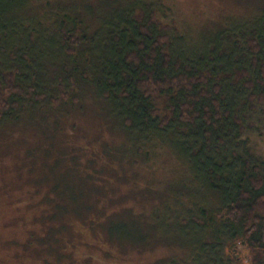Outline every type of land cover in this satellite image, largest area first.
Segmentation results:
<instances>
[{
  "label": "trees",
  "instance_id": "16d2710c",
  "mask_svg": "<svg viewBox=\"0 0 264 264\" xmlns=\"http://www.w3.org/2000/svg\"><path fill=\"white\" fill-rule=\"evenodd\" d=\"M142 1L119 2L115 6L120 9L107 16L96 9L92 25L83 17L94 12L89 9L82 15L60 7L50 11L52 1L0 0V58L7 48L10 60L0 62V120L43 101L76 106L81 96L75 95L74 74H81L83 82L93 85V97L104 98L96 113L107 106L104 101L112 104L108 120L116 119L128 139L122 154L103 147V158L117 155L118 167L133 166L149 161L159 148L176 164L189 166L192 182L175 190L162 213L156 208L147 229L178 226L197 243L184 256L152 264H228L224 254L234 264H264V157L254 153L246 136L260 129L252 120L264 114L263 19L259 26L248 24L251 36L241 25L218 40L185 49L186 36L172 34L169 25L157 21L154 3L147 7ZM98 36L102 39L94 44ZM40 45L53 51L45 73L35 68ZM94 163L86 161L83 172L106 169ZM94 177L86 176L82 188V179L72 183L68 174H59L41 196L46 232L40 241L54 252V264H81L69 249L76 223L121 248L151 240L138 226L131 234L113 222L129 209H97V215L92 193L100 191L93 187ZM103 191L109 199L115 195L110 188ZM104 253L113 257L107 248Z\"/></svg>",
  "mask_w": 264,
  "mask_h": 264
},
{
  "label": "rangeland",
  "instance_id": "374dc122",
  "mask_svg": "<svg viewBox=\"0 0 264 264\" xmlns=\"http://www.w3.org/2000/svg\"><path fill=\"white\" fill-rule=\"evenodd\" d=\"M40 1H52L50 11L60 7L59 10L62 12L77 11L83 15V11L92 10L94 12H88L85 14L87 16H83L89 18L88 23L92 25L93 19L97 17L96 9L100 10L101 15L107 16L112 10L120 9L119 6H115L117 3H131L130 0ZM142 2L147 7L151 6L150 2L154 3L157 21L169 25L172 34L176 32L186 36V41L182 43L185 49L197 48L199 43L210 39L218 40L221 33L224 35V32L241 25H247L242 30L251 36L249 31L251 25L248 24L256 23L259 26L258 22L262 19L264 22V0ZM237 38L244 44L242 34H238ZM101 39L102 36H98L94 44ZM44 47L40 45L35 50L37 54L35 68L45 73L52 63L53 51L49 46L45 49ZM96 47L97 45L93 48ZM79 50L82 52L85 49ZM6 55H9L7 48L1 54V58ZM6 60L10 61L9 57H5ZM80 66L83 67V63ZM57 67L56 65L55 68ZM62 75L65 76L64 73ZM74 78L78 85L75 95L81 96L76 106H71L69 102L56 106L54 103L48 104L43 101L38 107L33 105L34 107L22 109L13 116V119L0 120V264L55 263L54 252L50 253L48 247H44L40 241L46 232L40 217L45 210L41 205L43 204L41 196L54 187L59 174H68L72 183L82 179V188L87 186L86 176L95 174V181L92 184L100 192L99 194L93 192L92 199L97 215H99L97 209L100 211L104 208L107 213L129 209L130 211L123 212L124 214L115 218L113 222L124 224V232L131 234L135 233L138 226L140 231H144V235L151 238L146 244L140 243L136 245L137 247L126 244L121 248L117 247V244L107 243L99 234L92 233L76 223L70 229L72 243L69 249L77 263L152 264L157 261L156 259L168 261L172 259L168 257L184 256L187 254L186 251L190 250V246H195L197 241L182 233L178 226H171L172 229L167 231L159 225L150 227L149 230L147 228L151 221H155L156 208L161 212L178 187L183 183L192 182L188 179L193 178L190 176L189 166L186 163V166L182 163L176 164L174 158L165 153L166 151H158L159 148L153 150L157 155L152 157V160L146 159L133 166L127 162L126 165L118 167L120 160H117V155L116 159L113 155L108 159L103 158L102 149L105 146L114 148L117 153L119 150L120 154L126 149L128 139L125 130L123 126H119L116 119L109 122L108 112L112 109V104L104 101L103 104L107 106L96 113L97 108L100 110L102 106L99 98L104 100L103 96H95V99L93 85L83 82L81 74H74ZM33 108L37 110V114L32 113ZM252 121L256 124L259 122L260 129L255 132L247 131L246 136L249 137L247 143L255 148V154L264 157V114L259 115L257 121ZM152 142L158 143L155 140ZM89 159L95 162L97 168L106 165L103 168L106 169L95 173L83 172V167ZM114 167L117 169H113ZM108 188L113 191L111 195L115 194L111 199L101 194ZM85 203L88 204V199ZM106 248L111 251L113 257H107L104 253ZM227 254L229 255L228 251ZM223 257L225 263L234 264L232 257L226 254Z\"/></svg>",
  "mask_w": 264,
  "mask_h": 264
}]
</instances>
